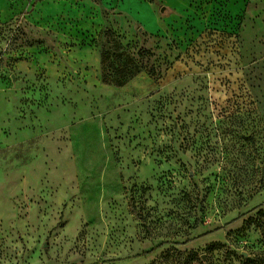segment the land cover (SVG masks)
Listing matches in <instances>:
<instances>
[{
    "label": "rangeland",
    "instance_id": "rangeland-1",
    "mask_svg": "<svg viewBox=\"0 0 264 264\" xmlns=\"http://www.w3.org/2000/svg\"><path fill=\"white\" fill-rule=\"evenodd\" d=\"M126 2L0 0V264H264V0Z\"/></svg>",
    "mask_w": 264,
    "mask_h": 264
},
{
    "label": "crops",
    "instance_id": "crops-1",
    "mask_svg": "<svg viewBox=\"0 0 264 264\" xmlns=\"http://www.w3.org/2000/svg\"><path fill=\"white\" fill-rule=\"evenodd\" d=\"M127 4H129L130 6H132L133 4L136 3V0H127L126 2ZM143 2H139V6H138V10L137 12H140L141 14L147 16L151 14L152 17V25H155L154 27H156L159 24V19L157 18V15H155V13H151V11L153 12V9H151V7H148L145 4H142ZM120 7V6H119Z\"/></svg>",
    "mask_w": 264,
    "mask_h": 264
},
{
    "label": "trees",
    "instance_id": "trees-1",
    "mask_svg": "<svg viewBox=\"0 0 264 264\" xmlns=\"http://www.w3.org/2000/svg\"><path fill=\"white\" fill-rule=\"evenodd\" d=\"M161 247H163V244L160 245V246H158V247H156V248H154V249L151 250L150 252H147L146 254L152 253V252L156 251L157 249H159V248H161ZM229 254H230V253H229ZM187 261H191V259H190V258H187ZM193 261H194V260H193ZM187 263H188V262H187ZM245 264H252V262H251V260H246Z\"/></svg>",
    "mask_w": 264,
    "mask_h": 264
}]
</instances>
